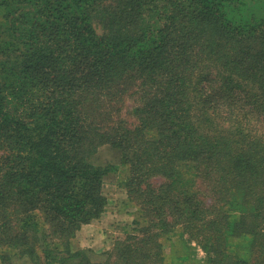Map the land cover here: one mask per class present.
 Segmentation results:
<instances>
[{"label": "trees", "instance_id": "16d2710c", "mask_svg": "<svg viewBox=\"0 0 264 264\" xmlns=\"http://www.w3.org/2000/svg\"><path fill=\"white\" fill-rule=\"evenodd\" d=\"M256 2L0 0V260L168 264L186 237L204 264H264ZM111 174L137 210L94 262L73 240Z\"/></svg>", "mask_w": 264, "mask_h": 264}, {"label": "rangeland", "instance_id": "374dc122", "mask_svg": "<svg viewBox=\"0 0 264 264\" xmlns=\"http://www.w3.org/2000/svg\"><path fill=\"white\" fill-rule=\"evenodd\" d=\"M253 6H259L260 11L257 13L264 17V0H258ZM91 162L100 166L117 164L119 153L110 146H103L92 157ZM105 180L107 185L104 192L108 199L105 213L88 227L84 226V231L78 232L76 239L73 240V247L87 249L90 259L94 262L104 260L106 251L111 248L114 239L123 235L125 227L134 220L137 210L134 204L128 202L125 191L118 188L116 174H111ZM181 240L174 237L165 242L166 262L168 264H204L205 253L202 248L186 237ZM0 264L30 263L12 254L9 262L0 260Z\"/></svg>", "mask_w": 264, "mask_h": 264}, {"label": "crops", "instance_id": "0c3cea01", "mask_svg": "<svg viewBox=\"0 0 264 264\" xmlns=\"http://www.w3.org/2000/svg\"><path fill=\"white\" fill-rule=\"evenodd\" d=\"M90 225V224H89ZM89 225H85V227H88ZM84 226L81 228V230L79 232H83L84 231Z\"/></svg>", "mask_w": 264, "mask_h": 264}]
</instances>
